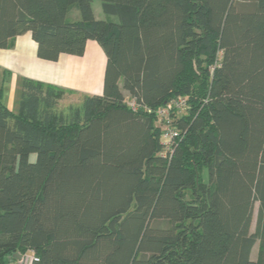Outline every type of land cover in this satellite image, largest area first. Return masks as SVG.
I'll list each match as a JSON object with an SVG mask.
<instances>
[{
  "label": "trees",
  "instance_id": "trees-1",
  "mask_svg": "<svg viewBox=\"0 0 264 264\" xmlns=\"http://www.w3.org/2000/svg\"><path fill=\"white\" fill-rule=\"evenodd\" d=\"M91 1L0 0V49L105 54L65 112L61 86L22 76L16 111L0 88V264H264V0Z\"/></svg>",
  "mask_w": 264,
  "mask_h": 264
},
{
  "label": "rangeland",
  "instance_id": "rangeland-1",
  "mask_svg": "<svg viewBox=\"0 0 264 264\" xmlns=\"http://www.w3.org/2000/svg\"><path fill=\"white\" fill-rule=\"evenodd\" d=\"M101 0H92L91 1V8L93 10V13L98 18H106L109 17V19L116 20V17L113 15H106L102 11L101 7ZM68 18H78L80 17V13L78 9L74 8L69 11L67 14ZM108 19V18H107ZM91 43L95 44V48L98 50L96 51L95 48L88 46L86 48V52L82 57H79L73 63L69 64V68L66 71V77L63 79V85L67 87L69 85L68 83H72L73 75L75 74L74 65L75 63H78L80 66V72L81 75L77 74L75 78L77 79L78 83H81L82 89H79L77 91L74 88H65L67 91L63 95V97L59 100L57 109L59 111H67L68 107L71 105H79L81 101V96L83 94H89L87 89V86L90 85V82L87 78V74H91L94 70H96L97 66L100 69L97 70L96 79L98 76L101 77V83H102V77H103V66L105 63V54L101 47L95 42L90 41ZM90 43V44H91ZM64 66V65H63ZM63 68L61 69L60 73L63 74ZM95 78V76H93ZM20 76H18V73L14 70H6V68H3V66L0 65V88L3 89V96L2 100L7 105V107L12 110H17V104H18V96H19V86H20ZM84 89V90H83ZM93 89H95V84L93 86ZM83 92V93H82ZM258 213V202L254 203L253 207V214H252V220H251V231L255 229V223ZM258 247V241L255 242L253 245L252 251H251V257L254 259L256 258L257 254V248ZM31 253L29 251L24 252L20 255L19 258H17L14 261L7 262L6 264H28L29 256Z\"/></svg>",
  "mask_w": 264,
  "mask_h": 264
},
{
  "label": "crops",
  "instance_id": "crops-1",
  "mask_svg": "<svg viewBox=\"0 0 264 264\" xmlns=\"http://www.w3.org/2000/svg\"><path fill=\"white\" fill-rule=\"evenodd\" d=\"M90 41L91 40L87 41L83 55L85 54L86 48L88 46L95 48V44L91 43ZM95 50L98 51L96 48ZM83 55L75 56L70 54H60L58 59L55 61L41 59L36 55V43L31 38L30 33L24 32L14 38L12 46L5 49H0V65L3 66V68H6V70H14L20 77L27 76L45 83L65 87L63 85V79L66 77V71L69 68V64L73 63V61L79 57H82ZM62 68L64 70L63 74L60 73ZM98 69H100V65L99 67L97 66L96 70H94L91 74L86 75L90 82V85L87 86L86 89L88 90L89 94L101 92V77L98 76L96 79ZM74 70V81L72 83H68L69 85H67L65 88H74L79 91V89H82L81 83H78L77 79L75 78L77 74L81 75V69L78 63H75ZM93 76H95V78ZM94 84L95 89H93Z\"/></svg>",
  "mask_w": 264,
  "mask_h": 264
},
{
  "label": "built area",
  "instance_id": "built-area-1",
  "mask_svg": "<svg viewBox=\"0 0 264 264\" xmlns=\"http://www.w3.org/2000/svg\"><path fill=\"white\" fill-rule=\"evenodd\" d=\"M131 104H133L131 102ZM185 105V98L182 97V96H178L177 98H172L171 100H169L165 106H162L158 109V113H159V116L160 117H165V116H168V110L170 108H173V106L177 107V108H181ZM160 126L161 128L163 129L162 130V133H161V144L164 146L165 149H169L172 145V140H173V137L174 135L176 134L175 131H173L170 127H169V124L167 123H163L161 122L160 123ZM31 255L29 256V261H28V264L31 263V261L33 259H35L34 255L32 252H30Z\"/></svg>",
  "mask_w": 264,
  "mask_h": 264
},
{
  "label": "water",
  "instance_id": "water-1",
  "mask_svg": "<svg viewBox=\"0 0 264 264\" xmlns=\"http://www.w3.org/2000/svg\"><path fill=\"white\" fill-rule=\"evenodd\" d=\"M16 256H17V258H19V257H20V255H19V254H17Z\"/></svg>",
  "mask_w": 264,
  "mask_h": 264
}]
</instances>
